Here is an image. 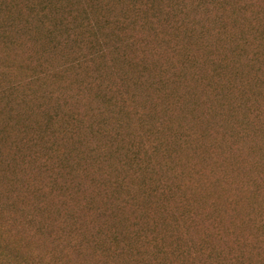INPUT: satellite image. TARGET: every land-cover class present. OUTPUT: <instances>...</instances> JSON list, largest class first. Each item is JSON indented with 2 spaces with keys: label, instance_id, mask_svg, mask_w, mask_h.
<instances>
[{
  "label": "rangeland",
  "instance_id": "obj_1",
  "mask_svg": "<svg viewBox=\"0 0 264 264\" xmlns=\"http://www.w3.org/2000/svg\"><path fill=\"white\" fill-rule=\"evenodd\" d=\"M200 1L208 0H186L188 11L211 31L220 12L209 11L212 5L197 8ZM229 5L222 23L236 28L227 35L228 49L211 36V44L202 46L197 27L165 29L166 41L174 43L170 37L179 35L185 47L170 53L169 44H155L147 58L153 77L169 79L163 90L146 82L133 108L125 109L123 98L113 93L119 105L108 114V137L97 139L87 106L101 104L92 90L80 104L73 88V98L64 102L68 108L78 104L81 121L66 123L64 108L65 120L49 126L42 109L21 107L14 116L5 112L0 97V225L2 233L10 222L14 230L3 233L0 264H119L113 255L121 240L148 222L170 226L168 241L178 238L201 248L202 255L191 258L194 264L222 259L224 264H264V0H230ZM256 26L260 33L254 39L250 28ZM193 31L189 43L183 40ZM242 38L248 43L237 45ZM39 48L18 49L0 40V54L23 64L0 75V86L30 73L37 56L23 60ZM252 54L259 59L250 62ZM235 68L241 74L235 75ZM117 117L126 122L122 140L116 136ZM110 139L111 155L87 158L90 147ZM150 144L158 148L153 158L145 154ZM134 145L142 151L135 159L139 172L127 176L134 188L125 197L126 188L114 180L125 174L121 160L133 156ZM63 157L68 167L61 165ZM151 180L171 188L166 200L147 196ZM117 231L122 236L112 242ZM170 258L161 254L159 263L171 264Z\"/></svg>",
  "mask_w": 264,
  "mask_h": 264
},
{
  "label": "trees",
  "instance_id": "obj_2",
  "mask_svg": "<svg viewBox=\"0 0 264 264\" xmlns=\"http://www.w3.org/2000/svg\"><path fill=\"white\" fill-rule=\"evenodd\" d=\"M229 4L230 0H208L196 4L197 8L204 9L212 5L209 11L216 9L217 13L220 12L214 18L213 30L208 31L199 16L188 11L186 0H0L1 42L18 49L27 44L40 47L33 49L23 60L25 64L34 55L37 56L36 65L29 69L30 73L20 79L10 78L5 85L0 86V97L5 99V112L17 116L21 107L33 108V112L42 109L46 125L49 126L61 119L65 120L62 112L65 108L66 123L71 124L79 118L81 121L83 116L77 111L79 107L76 102H72V107L69 108L64 106V102L69 103V98L76 97L82 104L88 98L89 89L94 91L95 99L101 104L96 109L87 106L92 112L93 122L97 123V139L100 140V137L104 138L109 134L108 114L114 112L119 105L118 98L113 93L123 98L125 109L133 108L135 102H138L139 91L143 90L146 82L161 89L165 78L169 79L167 75L153 77L152 67L148 64L151 59L147 58V54H153L157 46L163 48L169 44L170 53H178L185 47L186 44L181 45L179 35L170 37L174 43L166 41L164 37L168 34L165 29L176 28L178 31L177 27L181 26L197 27L202 46L211 44L212 39H215L224 49L229 48L227 35L232 36L236 28V25L227 27L222 23ZM250 31L255 39L260 28L251 27ZM194 33H186L183 40L188 39L189 43ZM241 43L244 46L248 43L247 39H240L237 45ZM237 52H243V47ZM252 55L254 57L250 62L259 59L257 54ZM185 56L191 59V52L188 51ZM0 59L1 76L10 74V70L23 68L22 63L14 64L6 54H0ZM215 73L220 75L221 69ZM234 74L241 72L235 68ZM61 82L64 86L59 87ZM36 84L38 89L35 88ZM73 88L75 96L71 97ZM165 120L162 117L160 124L163 125ZM116 123V136L122 140L125 118L117 117ZM112 142L114 141L110 139L90 147L86 152L87 158L97 160L102 155L107 158V154L111 155ZM52 150L59 151L56 147ZM131 150L133 156L121 160L123 167H120V171L125 170V174L120 173L119 178L114 180V184L126 188L125 197L133 194L134 184L127 181V176L139 172L135 168V159L140 158L142 153L141 147L137 145ZM157 151V146L150 144L145 154L153 158ZM60 154L64 155L65 152ZM60 160L63 167H68L66 157ZM44 168L49 169L45 162ZM146 189L147 196L158 201L166 200L171 193L168 190L171 188L164 182L156 183L153 180ZM1 205L0 201V207ZM4 227V234L14 231L11 222ZM3 233L0 225V244L4 239ZM169 233L170 226L162 227L159 222L152 225L148 222L145 227L134 226L131 232L133 236L121 240L123 244L113 256L120 258L119 264H162L159 263L161 254H164V258L171 255L170 259L174 261L171 264H194L191 258L202 255V249L178 238L168 241ZM121 236V231L113 232L111 241H119ZM101 255L105 257L103 253ZM219 255L220 253L217 254ZM104 264L115 263L114 260L112 263L104 260ZM217 264H224V260H218Z\"/></svg>",
  "mask_w": 264,
  "mask_h": 264
}]
</instances>
